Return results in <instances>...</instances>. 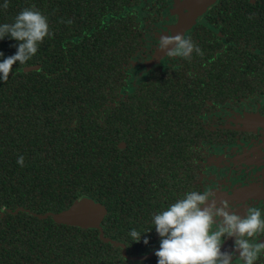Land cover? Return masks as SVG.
<instances>
[{"label":"flooded vegetation","instance_id":"1","mask_svg":"<svg viewBox=\"0 0 264 264\" xmlns=\"http://www.w3.org/2000/svg\"><path fill=\"white\" fill-rule=\"evenodd\" d=\"M132 3L140 36L116 41L114 101L98 103L95 148L71 152L101 192V200L82 196L71 206L88 199L103 215L98 228L69 226L97 230L104 243L137 261L131 258L152 256L159 247L130 256L113 237L123 235L126 220L150 221L189 191H210L241 217L250 207L264 216V0H212L198 8L188 0ZM179 25L203 56L185 60L158 49L161 36L174 35ZM149 227L136 230L157 237ZM222 251H234V238ZM238 255L233 264H243ZM255 264H264V254Z\"/></svg>","mask_w":264,"mask_h":264},{"label":"trees","instance_id":"2","mask_svg":"<svg viewBox=\"0 0 264 264\" xmlns=\"http://www.w3.org/2000/svg\"><path fill=\"white\" fill-rule=\"evenodd\" d=\"M132 1L7 0L4 9L5 0H0V25L34 8L54 32L35 57L13 66L7 82L0 80V264H157L155 253L142 261L125 259L97 230L34 216L62 212L82 196L101 200L100 182L86 174L87 167L74 163L71 152L82 145L84 150L95 148L98 103L114 101L116 41L140 36ZM88 31L93 34L87 38ZM17 44L5 38L0 52L10 57ZM185 147L190 148L186 140ZM20 156L23 167L17 163ZM152 218L140 225L126 220L123 235L113 239L123 242L130 256L148 254L160 245ZM145 223L157 237L133 242L131 230L146 231Z\"/></svg>","mask_w":264,"mask_h":264},{"label":"clouds","instance_id":"3","mask_svg":"<svg viewBox=\"0 0 264 264\" xmlns=\"http://www.w3.org/2000/svg\"><path fill=\"white\" fill-rule=\"evenodd\" d=\"M2 7L7 9V0ZM53 36L47 17L34 8H25L13 23L0 25V41L9 38L18 42L14 55L5 58L0 52V80L7 82L13 66L26 64L36 56L45 38ZM158 49L167 57L185 60H190L193 53L203 56L190 37L179 34L161 36ZM17 163L23 167L24 157H18ZM152 220L160 237L159 250L155 252L157 264H233L236 253L243 264H255L264 254V243L258 242L264 236L261 209L250 207L241 217L226 201L218 205L214 194L207 190L189 191ZM129 235L133 242L141 241V233L136 229ZM228 238H234V251L223 252L222 246ZM143 242L149 243L147 239Z\"/></svg>","mask_w":264,"mask_h":264},{"label":"water","instance_id":"4","mask_svg":"<svg viewBox=\"0 0 264 264\" xmlns=\"http://www.w3.org/2000/svg\"><path fill=\"white\" fill-rule=\"evenodd\" d=\"M191 5L195 8L200 6H204L205 4L211 2L212 0H188ZM198 14V12L196 13ZM188 20H182V25L186 24ZM183 27L179 25L174 30V35L181 34ZM102 209L101 207L94 203L91 200L84 199L75 202L68 210L52 215L54 220L58 223H64L73 226H80L83 228L94 227L98 228L100 223V218L102 217ZM49 215L46 214L44 216H39V218H47ZM151 255L143 256V257H134L132 260H143L146 257H150Z\"/></svg>","mask_w":264,"mask_h":264}]
</instances>
